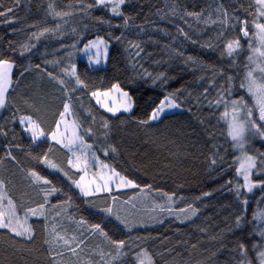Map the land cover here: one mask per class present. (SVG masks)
Segmentation results:
<instances>
[{"label": "snow or ice", "instance_id": "snow-or-ice-1", "mask_svg": "<svg viewBox=\"0 0 264 264\" xmlns=\"http://www.w3.org/2000/svg\"><path fill=\"white\" fill-rule=\"evenodd\" d=\"M255 5L257 6V13L254 19L256 20H264V0H254ZM125 3V0H91V2L82 5L83 8L91 9L93 7H103V8H110L111 12L116 16H123V12L120 11L121 6ZM11 11V9H9ZM175 11V9H174ZM215 11L219 14H221V24H227L229 20V15L227 10L223 7V5H219ZM5 12H0V16H5ZM56 15H61V13H56ZM63 15H68V13H64ZM185 15L189 16H195L197 19H199L200 14L187 12ZM232 19H236L237 22L241 25L240 32L242 33L243 38H250V34L248 31V20L243 19L240 20L239 18L232 17ZM12 22V21H8ZM103 23V21H101ZM207 23V21H205ZM212 23H216V21H212ZM124 26H128V18L124 19ZM254 28L256 29L255 32V38L258 39L259 44L261 46H264V22L254 23ZM179 31L183 32L182 29H179ZM43 34V33H41ZM35 35V34H34ZM185 36H187L186 33H184ZM223 35V33H221ZM38 38V37H37ZM116 39H120V37H117ZM219 39V37H218ZM103 46L101 48L100 46ZM92 48H96L97 51L95 53L97 59L96 63H100V53L101 51L106 54L107 53V44L102 39L99 38L96 41H93L90 45ZM134 47H138V45H134ZM251 43H249V48H251ZM241 48L240 44V38H236L234 40L226 41L225 43V51L224 54L228 57H234V54L238 52V50ZM254 53H259L260 56L264 57V52L260 51L259 48L253 49ZM139 53H137L138 55ZM23 55V53H21ZM191 59V57H189ZM248 64L245 65L247 71L245 73L244 82L240 84L241 88L246 89V91L252 96L254 100V104L252 107L247 106V104H243L242 100H231L230 103L232 104V117L231 120L228 123V137H230L231 141L233 142V146L235 148L240 149L242 152L245 148V142H246V136L248 133H251L253 136H259L261 138H264V123H257V120L253 118L254 115V109L258 111V120L260 122H264V84H257L256 79L253 76V73L256 70H259V72L264 75V67H260L259 65H256L255 68L249 67L253 61V57L250 55L247 58ZM14 67L13 63H11L7 59L0 58V110L5 109L8 106V93L9 89L11 88L13 81L11 78V71ZM67 72V70L65 69ZM70 76L75 77V82L78 85L83 84V82L80 80L79 76L76 74L75 67H72L71 72L68 73ZM49 76H52L51 73H48ZM53 79H56V77H52ZM231 79V78H229ZM61 85L64 84L63 80L58 81ZM113 88L122 93L123 98L125 99V103L123 105V110L125 112H131L133 107V101L132 98L128 95L126 92H122L120 89V86L118 84L114 85ZM230 94V90H229ZM93 96L99 97L101 93L99 92H93ZM103 95H107V93H103ZM97 103H101L99 99H97ZM226 104L229 103V101L224 100L223 97L218 99L216 101L217 105L220 104ZM241 104H243V107H241ZM103 107L107 108V111L115 113L119 111V108H111L108 107L106 104H102ZM179 105L176 104L173 100L169 98H165V101H161L159 106L156 107L149 115L147 120L141 121L140 123H150L152 121H158L160 120L162 114H164L165 109H172V108H178ZM70 112V104L65 103L64 104V111L60 114V120L57 122L56 130L51 132V139L55 140L57 143L63 144V147L67 148L69 152H71L72 157L77 161V163L73 164L72 160H69V164H73V167L79 168L81 164L84 165V167H87V160H81L79 156L76 155L77 151H82L83 149H91V145H88L85 143L82 136L77 135L76 129L79 127L75 121H73V132L72 137L67 140L65 143L64 139H61L60 137L63 136V133H59V129L61 127V122L65 120L66 115ZM243 113V116H240V113ZM224 117H228L229 113L227 111L224 112ZM19 123L24 125L27 124V128L25 129L27 132L30 133L31 138L33 141L38 140L40 137L44 136L45 133L40 128V124L33 119L32 116H22L19 118ZM105 128H108L107 122L104 124ZM65 131H67V125H65ZM86 132L88 134H91V129H87ZM8 133L4 131L3 127L0 126V136H7ZM73 145H76L75 148H73ZM16 147H19L16 145ZM115 151V149H112ZM86 155V153H84ZM107 154V152H105ZM93 157L95 158V154L93 153ZM6 158L15 160L16 157L12 155V146L6 148ZM43 161L48 164L51 168H56V165L48 161L47 156H43ZM212 163H216L215 160L212 161ZM107 167V165H105ZM253 169L257 168V162L256 158L250 155H247L244 153V159L243 162L240 163V168L238 169V172L240 175L243 176V187L246 188L248 193H251L254 188H260L261 190H264V179L260 180L259 182H254L250 179V176L252 175ZM83 170V169H81ZM28 175L31 177L32 182L34 184H44L49 185L50 187L47 189H42L45 195L44 203L39 204L36 208H28L26 209L24 213V220L23 223L20 221V217L18 215V211L16 208L15 203L11 198H9L5 193V183L2 179H0V229H6L8 232L15 237H22L25 240H32L34 236L33 229L31 225L27 223L28 218L30 216L32 217H41L44 216V209L45 206L49 203L48 202V196L53 195L56 193L57 189L54 185H51V181L45 179L44 177L40 176L35 171H30ZM113 175L118 179V183L115 185L117 189H119L121 186L123 187H138V185L134 184L131 180H127L124 177H121L119 173L113 172ZM83 176L81 177V181H83ZM103 179L102 184H96L94 187H89L88 185L82 184L79 181H74L76 187L80 189L81 193L85 196H91L95 193L101 192V191H107L111 192L113 190L110 180L111 177H108L106 179ZM237 194L239 195V188L237 189ZM113 201H115V197L112 198ZM168 200L171 201L172 197L169 196ZM244 204H247V200L245 199L243 201ZM161 207V206H157ZM163 210V209H162ZM171 211V209H168ZM105 212H107L109 215H115L113 213V209L111 207H108L104 209ZM180 211H185L184 209H181ZM192 215H195V210H193ZM261 218L264 219V213L260 214ZM116 219L119 220L120 217L116 215ZM123 223V221H121ZM236 226L239 227L241 224V217L237 216L236 218ZM97 231H100L102 235H105L103 233V230L101 229L100 225H93L92 226ZM261 229H264V224L260 226ZM259 235L264 238V230L259 231ZM58 239H62L64 241L65 245L69 244V241L67 239H64L63 237H57ZM111 244L114 245L117 255L121 254L125 247V242L123 240L120 241H110ZM237 249L239 252L240 259L237 262V264H252V261L248 257V249L243 243H239L237 245ZM253 252L256 254V258L258 260V264H264V240H261L258 244H253L252 246ZM72 252L75 253L76 249L71 248ZM103 255V254H102ZM145 257L147 254H144ZM112 259H115V257H112ZM137 260H139V264H144V260L140 259V256L137 255Z\"/></svg>", "mask_w": 264, "mask_h": 264}]
</instances>
